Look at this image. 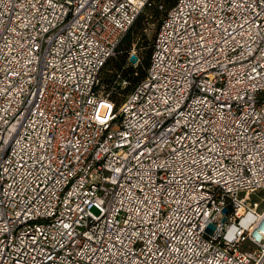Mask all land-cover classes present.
<instances>
[{
    "label": "built area",
    "instance_id": "1",
    "mask_svg": "<svg viewBox=\"0 0 264 264\" xmlns=\"http://www.w3.org/2000/svg\"><path fill=\"white\" fill-rule=\"evenodd\" d=\"M152 1L0 0V264H264V0L158 3L122 94Z\"/></svg>",
    "mask_w": 264,
    "mask_h": 264
},
{
    "label": "trees",
    "instance_id": "2",
    "mask_svg": "<svg viewBox=\"0 0 264 264\" xmlns=\"http://www.w3.org/2000/svg\"><path fill=\"white\" fill-rule=\"evenodd\" d=\"M169 0H153L152 4L150 6H147L134 20L132 25L127 29V31L122 36L121 40L119 41V45L116 49V54H118L119 61L114 62V65L116 66V69L119 70L122 73L123 78L128 82L127 86L122 89L128 92L135 83L139 82L145 73V68L148 64L149 58H150V52L152 47V42L154 40V37L157 33V29L159 27V24L161 22V19L163 16H165V10H160L158 8V3H163L165 5V8L169 7ZM147 13L146 17H150L149 19L155 20L157 22V27L151 36L150 40L148 41V46H146L145 50L143 51V54L140 56H137L139 58V63L134 67L128 60L129 53L131 51V48L136 45L132 43L133 34H135V31L140 30L139 33L140 36H142V30L143 28L140 27L143 22V14ZM142 17V18H141ZM136 27V29H135ZM138 30L136 33H138ZM134 32V33H133ZM144 37V36H143ZM145 39V37L143 38ZM115 54V55H116ZM111 58L108 59L107 63L111 61ZM125 92V93H126Z\"/></svg>",
    "mask_w": 264,
    "mask_h": 264
},
{
    "label": "rangeland",
    "instance_id": "3",
    "mask_svg": "<svg viewBox=\"0 0 264 264\" xmlns=\"http://www.w3.org/2000/svg\"><path fill=\"white\" fill-rule=\"evenodd\" d=\"M142 14H143V22L140 26L143 28L142 36L139 35V33L141 31L138 30V28H137L138 33H136V31H137L136 30L135 34L132 35L133 36L132 43L136 45L135 47L133 46V49H134L136 56H140L143 54V51L145 50L146 46H148L147 45L148 41L150 40L151 36L153 35V33L157 27V22L155 20H153V18L149 19L150 17H146L147 13H142ZM135 29H136V27H135ZM143 36L145 37V39H143L144 38ZM117 61H119L118 54L114 55L113 58L111 59V61L106 64V66L104 67V69L102 71V77L104 80H106V81L109 80V78H111V76H113L115 71H117V72L119 71L116 69V66L114 65V62H117ZM125 90L123 91L122 89H120V92L122 94H124L126 92ZM262 195L264 196V194H260V196H262ZM242 247L246 249L248 246H247V244H244Z\"/></svg>",
    "mask_w": 264,
    "mask_h": 264
},
{
    "label": "water",
    "instance_id": "4",
    "mask_svg": "<svg viewBox=\"0 0 264 264\" xmlns=\"http://www.w3.org/2000/svg\"><path fill=\"white\" fill-rule=\"evenodd\" d=\"M132 59H134V58H132ZM226 210H227L226 208L223 209L224 212H226ZM213 228H214V226L211 224L208 226L209 231L213 230Z\"/></svg>",
    "mask_w": 264,
    "mask_h": 264
}]
</instances>
